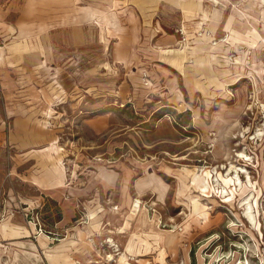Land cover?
Wrapping results in <instances>:
<instances>
[{"label": "rangeland", "instance_id": "374dc122", "mask_svg": "<svg viewBox=\"0 0 264 264\" xmlns=\"http://www.w3.org/2000/svg\"><path fill=\"white\" fill-rule=\"evenodd\" d=\"M227 1L0 0V264H122L123 246L111 260L101 238L78 237L92 211L57 227L58 203L35 189L38 175L78 188L88 174L93 193L95 170L165 184L143 203L177 241L150 264H183L186 250L191 264H264V0ZM166 47L184 48L181 70ZM66 237L77 245L57 247Z\"/></svg>", "mask_w": 264, "mask_h": 264}, {"label": "crops", "instance_id": "0c3cea01", "mask_svg": "<svg viewBox=\"0 0 264 264\" xmlns=\"http://www.w3.org/2000/svg\"><path fill=\"white\" fill-rule=\"evenodd\" d=\"M160 1L166 3L164 5L171 7L182 5L181 0H178V2L174 0L175 3H173L172 1L169 2L167 0ZM198 1L202 4V2H206L207 0ZM89 121L91 122L92 127H94L95 125H99L96 122L95 118L89 119ZM96 165H98L97 162ZM94 172L97 173V176L94 177V180L96 181V192L93 193H87V190L91 189L89 188L88 184L93 181V176H91L89 179L87 178L88 174H85L84 176V179L86 180L85 185L78 188L71 186L67 188L64 187L59 171L56 172L59 173L57 177L52 174L51 178H48V180L45 179L43 175L34 177L37 183V187L35 189L39 193L38 195H44V197H52L53 201H56L58 203L61 219L57 222V227L66 225L65 222L72 215H74L76 208L78 209L79 204H81L85 211H92L94 213V217L92 219H89L90 223H88L86 226H82L83 228L79 230V238L82 239V237H85L86 234L87 236H91L93 238H101L100 240H103L104 237L111 238L118 247L123 246L122 251L125 258H128L130 256L134 257V264H145V262L150 264L151 262H155V260H160V258H155L157 257L156 248L160 245V242L163 241L161 243L163 245V248L168 249L177 241V237L172 233L163 234V232L160 233L159 231H157L158 227L156 228L155 224L153 225L150 223V221H152V218L148 217L147 209L146 207H144L145 205L143 203L145 201L143 200L146 195L153 191V193H160V198L157 199L159 200V202L162 201L164 192L166 190L165 184L161 180L152 178L149 173L147 174V176L140 177L138 179H131L130 174L128 173L121 176V178L119 179V170L117 171V178L115 174L106 173V171L95 170ZM50 189L52 190L51 194L47 192ZM62 193L68 194L66 200H63L61 198ZM77 195L82 196L78 197ZM136 198H142L140 199V209L137 213H135V215L129 216L132 209L131 203ZM104 199H109L114 205L117 206V209L112 210L108 206L103 205L102 201ZM144 213L147 215V222H142L141 219L139 220L138 216L143 215ZM105 215H107L108 220H100L102 219L101 216ZM119 216L121 219L120 224ZM114 218H116V224L111 223L110 221ZM126 219H128V226L125 227L123 233H119V228L123 226ZM67 238L68 237L61 239L58 242L57 247H60L64 242H66L69 247H75L77 245L72 240ZM83 241L85 242V240ZM87 245L90 246L89 244ZM83 247L85 248L86 244ZM180 260L183 264H191L192 260L196 261V258H194V256H191L190 251L186 250V252L183 254V258H181ZM125 261L127 260L125 259ZM130 261L124 263L132 264V262ZM121 263L123 264L122 261Z\"/></svg>", "mask_w": 264, "mask_h": 264}, {"label": "bare ground", "instance_id": "6f19581e", "mask_svg": "<svg viewBox=\"0 0 264 264\" xmlns=\"http://www.w3.org/2000/svg\"><path fill=\"white\" fill-rule=\"evenodd\" d=\"M209 1H211L212 3H221V5H222V7H223V9L225 10V11H227L230 7H231V4H229L228 3V1L227 0H209ZM257 2V1H256ZM259 2V1H258ZM260 3V2H259ZM233 4V3H232ZM256 4V3H255ZM216 6V5H215ZM250 6V5H249ZM248 8V7H247ZM246 8V9H247ZM244 9V8H243ZM217 12V14H220V11H216ZM246 12H247V10H246ZM164 14V13H163ZM221 14H222V12H221ZM164 17H165V19H166V13H165V15H163ZM175 21V20H174ZM173 21V22H174ZM224 24V23H223ZM173 27V26H172ZM227 27H228V25H227ZM103 30V29H102ZM181 32H182V34L184 33V31H183V29L181 30ZM223 32V31H222ZM101 37V36H100ZM226 39L224 38V39H219V43H221V42H223V43H225L224 41H225ZM229 41V40H228ZM179 43V42H178ZM216 44V42L214 43V45ZM222 47L224 46L223 44L221 45ZM227 46H228V44H227ZM181 47V46H180ZM228 47H230V46H228ZM171 47H166L165 49H163L162 50V55H163V58L169 63V64H171V65H173L174 67H177L178 69H180L181 70V68H183L184 67V65H183V62H184V59L186 58L185 57V55H184V48H171ZM226 48V47H225ZM219 49H221L220 47H219ZM216 50H218V47H217V49ZM223 50H224V48H223ZM226 50L228 51V52H230V50L229 49H227L226 48ZM227 51H224V52H226L227 53ZM223 51H221L220 53H223V54H226V53H224ZM228 72V71H227ZM225 75L226 74H220L219 75V78L220 79H223L224 80V83L221 81L220 83L221 84H225ZM147 76V75H146ZM239 78V77H238ZM238 78H237V80H238ZM234 79H236V78H234ZM236 80V81H237ZM227 84V83H226ZM228 86L230 85V84H227ZM226 85V86H227ZM222 93V92H221ZM255 137V136H254ZM169 153H166V155H168ZM170 156V155H169ZM241 156L242 157H244V156H246V155H244V154H241ZM183 159V157H177V156H172V160H174V161H179V160H182ZM226 168H227V166H226ZM226 170V169H225ZM227 174H229V176L231 177V180H232V184H233V186L235 187V189H240V186H241V183H240V177H239V175H240V173H245V171L242 169V167L241 168H239V167H236V166H234V165H232V164H229V166H228V168H227ZM233 175V176H232ZM228 176V175H227ZM199 178V177H198ZM215 181H216V179H215ZM140 185V184H139ZM213 187V186H212ZM222 190H223V192H222V196L224 197V196H228V193H227V191L224 189V188H222ZM204 192V191H203ZM221 192V191H220ZM155 195H157L156 196V200L159 202V200L157 199V198H160L159 197V195H160V193L158 192V193H154V196ZM252 193H251V197H252ZM133 204H134V206L132 207V209H131V211H130V214H132V215H135V213H137L138 211H139V209H140V204H141V202H140V199H138V198H136V199H134L133 200V202H132ZM131 203V204H132ZM154 204V203H153ZM240 205L243 207L244 206V209H242V218H244V220H246V223L247 224H249L250 226H253V227H255L256 226V223H255V219H254V216H253V213H252V208H251V203H250V199L249 198H247V197H245V198H243L242 199V201L240 202ZM136 211V212H135ZM181 213H183V212H181ZM124 222V221H123ZM126 225H127V222L125 221L124 222V224H123V226L120 228V230H119V232H124V230H125V227H126ZM232 225H234V224H232ZM105 238V237H104ZM57 251H60V250H58L57 249ZM56 251V252H57ZM119 255V254H118ZM132 258L133 257H128V258H125L124 257V254H123V252L120 254V259H121V261L123 262V264H126V263H124V262H129L130 260H132ZM109 259H111V256H109ZM125 259L127 260V261H125ZM129 259V260H128Z\"/></svg>", "mask_w": 264, "mask_h": 264}, {"label": "built area", "instance_id": "2783aa9c", "mask_svg": "<svg viewBox=\"0 0 264 264\" xmlns=\"http://www.w3.org/2000/svg\"><path fill=\"white\" fill-rule=\"evenodd\" d=\"M134 206V204L132 203V207ZM112 210H116L117 209V206L116 205H113L111 207ZM41 231V229H39ZM102 244L104 246H106V248L108 249L109 253H106L105 254V257L104 258H108L109 259V256H111V260L114 258V257H117L119 258V247L117 246V244L115 242L112 241L111 238H105L103 239L102 241ZM109 260V261H111Z\"/></svg>", "mask_w": 264, "mask_h": 264}]
</instances>
